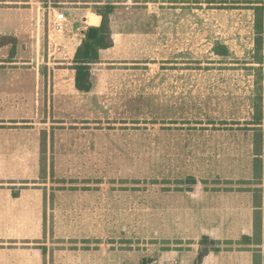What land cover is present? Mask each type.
I'll list each match as a JSON object with an SVG mask.
<instances>
[{"label":"rangeland","instance_id":"1","mask_svg":"<svg viewBox=\"0 0 264 264\" xmlns=\"http://www.w3.org/2000/svg\"><path fill=\"white\" fill-rule=\"evenodd\" d=\"M254 1H115L129 46L94 66L93 106L71 108L63 68L73 48L50 53L49 19L60 5L47 0L40 52L21 44L34 57L16 59L18 90L0 91V128L14 132L0 194L17 188L50 202L44 229L41 220L33 229L31 219L13 220L33 237L0 227V264H185L169 254L193 242L169 237L185 229L197 195L238 187L263 195L264 122L257 132L253 124L260 107L264 116V48H256Z\"/></svg>","mask_w":264,"mask_h":264},{"label":"crops","instance_id":"2","mask_svg":"<svg viewBox=\"0 0 264 264\" xmlns=\"http://www.w3.org/2000/svg\"><path fill=\"white\" fill-rule=\"evenodd\" d=\"M106 1L109 0H57V3L60 5L58 8L63 9L71 20L65 42L66 45H71V48H73L71 56L73 64L70 67L63 68L64 71L69 70L71 74V92L76 98L75 100L73 99L71 108H75L76 105L81 107L93 106L92 104L95 102L93 96L98 95L97 93L100 90V86L96 84L94 72L97 67L94 66L104 63L110 64L111 62L109 60L117 59L121 55L123 48L126 49L130 43L131 31L124 29V23L120 25L121 29H118L117 27L119 26L115 22L113 13L111 15V28L114 44L109 48L100 50L99 62L92 65V89L88 92H81L77 89L76 70L74 68L75 54L83 40L88 37L89 28L91 26H99L101 22V17L94 11L93 5ZM122 1H126V4L129 2L139 4L144 0ZM46 3L47 0H0V36L13 39L0 47V59H3L0 60V63L7 65L1 66L0 71L9 76V81L0 83V91L18 90V83L14 79L18 72V67L16 66L18 62L16 59L34 57L35 51L26 53L22 51L21 44L33 43L34 47L37 44L38 48L36 52H40L42 34L45 36L43 20L47 12ZM92 16L97 17V23L91 22ZM157 22H162V20ZM77 93L81 94L78 95ZM78 98H83V102L77 100ZM0 119L3 118L0 117ZM262 122H264V116H262L261 121L254 122V132H257V128L262 127ZM13 133L3 132L0 128V179L8 177V175H1V166L3 164L1 155L3 152H12V147L9 148V146L12 144L11 138ZM41 138L42 135L40 133L36 147L34 146L32 148L39 153L37 159L38 176L41 174ZM7 140L10 141L8 142ZM257 156L259 155L256 154ZM192 177L195 178V176ZM22 178L25 179L28 176ZM191 191L193 192L194 190L191 189ZM244 191L247 190L241 189L240 187L234 190L216 188L209 191L204 189L203 194L197 195L195 202L198 205L196 208H191L186 211L187 221L185 229L179 230L175 237H169V239L189 240L193 243L188 244V248L184 251L181 249L172 250L169 257L174 258L177 262L180 259L179 262H185V264H255V256L259 255L261 264H264V190L261 205V229L258 237L256 230L257 207L255 199L253 195L244 194ZM192 200L194 201L193 198ZM49 202L50 198L44 194L31 196L21 193L18 196H14L13 190L10 191L7 189L6 194H0V227H4L5 229L2 232L5 234H8V232H16L14 230L15 227H13L15 226L13 220L18 218L31 219V228L34 219L41 220L40 228L43 227L44 229L45 208ZM25 226L27 225L22 224L21 228L23 231L17 230L15 235L23 233L27 238L33 237V230L32 233L27 230L25 231L23 229ZM9 228L11 230L7 231ZM170 234L174 235L172 233ZM245 235L253 237L254 241L251 244H238ZM37 236L39 237V235ZM203 236H209L212 239L224 243L228 241L233 242L237 246L221 245L220 250H210L201 261H198V255L201 250L200 240ZM159 262L162 261L160 260Z\"/></svg>","mask_w":264,"mask_h":264},{"label":"trees","instance_id":"3","mask_svg":"<svg viewBox=\"0 0 264 264\" xmlns=\"http://www.w3.org/2000/svg\"><path fill=\"white\" fill-rule=\"evenodd\" d=\"M254 3L258 5L256 8V21H255V30H256V48L258 51H263L264 48V0H255ZM116 9L115 1H106L103 3L95 4L94 11L101 17V22L98 28L97 37L91 39L86 37L83 42L78 47L75 58H74V68L76 70V87L81 92H88L93 87L92 81V65L99 62L100 60V50L109 48L113 46L114 40L112 37V28H111V15ZM97 17L94 18L92 23H97ZM10 37L0 36V47L10 42ZM262 109L259 108V113L257 116V121L262 120ZM259 123V122H258ZM45 139L42 137L41 140V172L44 167L43 155L45 152ZM258 155V153H257ZM258 158V157H257ZM259 161V158L257 159ZM261 161V160H260ZM193 183H196L194 178ZM13 189V195L18 196L20 190L17 188ZM255 204L257 207L256 211V230L257 237L260 235L261 229V205H262V195L260 194L255 197ZM258 239V238H257ZM254 241L253 237L243 236L241 241L238 244H251ZM226 244H233V242H225ZM222 242L212 239L209 236H203L201 240V245L203 248L200 250L198 255V261H201L204 256L210 251H218L221 249ZM208 245H211L208 247ZM213 246V247H212ZM139 264H149L147 258H144ZM255 264H261V259L259 255L255 256Z\"/></svg>","mask_w":264,"mask_h":264},{"label":"built area","instance_id":"4","mask_svg":"<svg viewBox=\"0 0 264 264\" xmlns=\"http://www.w3.org/2000/svg\"><path fill=\"white\" fill-rule=\"evenodd\" d=\"M71 20L63 9L54 8L49 19L48 46L51 54L66 52V33Z\"/></svg>","mask_w":264,"mask_h":264},{"label":"water","instance_id":"5","mask_svg":"<svg viewBox=\"0 0 264 264\" xmlns=\"http://www.w3.org/2000/svg\"><path fill=\"white\" fill-rule=\"evenodd\" d=\"M98 28L96 26H91L89 28L88 37L91 39H95L97 37Z\"/></svg>","mask_w":264,"mask_h":264}]
</instances>
